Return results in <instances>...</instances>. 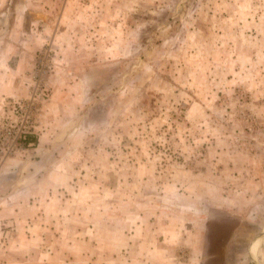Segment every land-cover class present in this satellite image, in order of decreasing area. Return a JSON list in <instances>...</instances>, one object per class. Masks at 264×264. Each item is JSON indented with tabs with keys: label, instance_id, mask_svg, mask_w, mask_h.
<instances>
[{
	"label": "rangeland",
	"instance_id": "rangeland-1",
	"mask_svg": "<svg viewBox=\"0 0 264 264\" xmlns=\"http://www.w3.org/2000/svg\"><path fill=\"white\" fill-rule=\"evenodd\" d=\"M0 264H264V0H0Z\"/></svg>",
	"mask_w": 264,
	"mask_h": 264
},
{
	"label": "crops",
	"instance_id": "crops-1",
	"mask_svg": "<svg viewBox=\"0 0 264 264\" xmlns=\"http://www.w3.org/2000/svg\"><path fill=\"white\" fill-rule=\"evenodd\" d=\"M0 108H1V106H0Z\"/></svg>",
	"mask_w": 264,
	"mask_h": 264
}]
</instances>
